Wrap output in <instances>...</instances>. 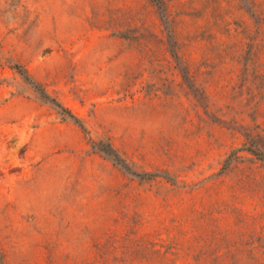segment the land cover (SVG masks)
<instances>
[{
	"label": "rangeland",
	"instance_id": "374dc122",
	"mask_svg": "<svg viewBox=\"0 0 264 264\" xmlns=\"http://www.w3.org/2000/svg\"><path fill=\"white\" fill-rule=\"evenodd\" d=\"M0 264H264V0H0Z\"/></svg>",
	"mask_w": 264,
	"mask_h": 264
},
{
	"label": "trees",
	"instance_id": "16d2710c",
	"mask_svg": "<svg viewBox=\"0 0 264 264\" xmlns=\"http://www.w3.org/2000/svg\"><path fill=\"white\" fill-rule=\"evenodd\" d=\"M27 79H29V78H27ZM36 87H37V89H39V91L41 92V94L43 95V97L50 98V96L47 94V92L45 90H43L40 86H36ZM52 101L54 103H57L55 100H52ZM57 105H59V104H57ZM67 113L77 123H80L79 120L73 114H71V112L68 111ZM100 150L103 153H105L106 155L113 157V159H115L117 161H121V158L119 157V155L117 154V152L111 147V145H109V144H102Z\"/></svg>",
	"mask_w": 264,
	"mask_h": 264
}]
</instances>
